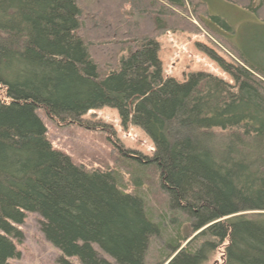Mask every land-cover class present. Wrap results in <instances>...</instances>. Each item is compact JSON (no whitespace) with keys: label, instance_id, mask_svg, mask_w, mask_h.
<instances>
[{"label":"trees","instance_id":"obj_1","mask_svg":"<svg viewBox=\"0 0 264 264\" xmlns=\"http://www.w3.org/2000/svg\"><path fill=\"white\" fill-rule=\"evenodd\" d=\"M226 1L264 28V0ZM206 7L202 0H0V264L18 258L12 240L20 241L16 226L28 213L41 219L59 264H110L94 246L115 264H145L160 227L142 199L122 192L112 173L53 150L37 115L92 131L83 117L104 108L152 142L149 158L119 153L154 168L168 209L189 225L158 264H207L219 249L214 264H264V66L227 40L223 32L232 30ZM192 14L201 27L189 22ZM170 31L203 33L231 59L207 51L232 84L201 72L181 83L163 78L157 39Z\"/></svg>","mask_w":264,"mask_h":264},{"label":"rangeland","instance_id":"obj_2","mask_svg":"<svg viewBox=\"0 0 264 264\" xmlns=\"http://www.w3.org/2000/svg\"><path fill=\"white\" fill-rule=\"evenodd\" d=\"M202 1L207 6L205 8L207 16L219 18L232 30V34L223 32L227 40L255 64L264 66L261 57L264 50V28L258 24L259 21L247 11L226 0ZM195 4L196 2L193 5ZM186 11L191 13L192 7L187 6ZM202 13L200 12L198 17L203 18L205 23L218 26ZM187 19L194 27H201L193 14ZM166 33L157 39L163 78H172L181 83L188 74L201 72L232 84L230 78L207 56V51L227 63H230L231 59L214 47L203 33L180 31H170L167 35ZM37 115L46 128V137L53 150L67 156L76 166L112 173L122 192L142 199L145 214L151 222L160 227V234L149 240L144 262L158 264L163 261L164 255L170 253L169 245L166 244L188 234L190 228L184 216L168 209L154 168L138 166L119 153L121 151L135 158L138 155L151 157L153 144L148 137L136 127L123 128L117 112L107 108L92 111L83 117L84 124L96 126L92 131L76 125H58L40 110L37 111ZM173 217L176 222H171ZM40 223L41 219L36 214L25 215L23 223L16 226L21 233L20 241L11 239L19 256L6 264H59L62 256L44 239L40 231ZM185 245L186 243L182 247ZM93 248L110 264H115L95 246ZM221 251L222 249H219L207 264L220 262ZM68 261L79 264L76 259H68Z\"/></svg>","mask_w":264,"mask_h":264},{"label":"crops","instance_id":"obj_3","mask_svg":"<svg viewBox=\"0 0 264 264\" xmlns=\"http://www.w3.org/2000/svg\"><path fill=\"white\" fill-rule=\"evenodd\" d=\"M158 43V42H157ZM158 58H159V53H158ZM160 62H161V59L159 58Z\"/></svg>","mask_w":264,"mask_h":264},{"label":"water","instance_id":"obj_4","mask_svg":"<svg viewBox=\"0 0 264 264\" xmlns=\"http://www.w3.org/2000/svg\"><path fill=\"white\" fill-rule=\"evenodd\" d=\"M189 241H190V240H189ZM189 241H187L186 244H187Z\"/></svg>","mask_w":264,"mask_h":264},{"label":"built area","instance_id":"obj_5","mask_svg":"<svg viewBox=\"0 0 264 264\" xmlns=\"http://www.w3.org/2000/svg\"><path fill=\"white\" fill-rule=\"evenodd\" d=\"M167 34H169V33H167ZM167 34H166V35H167Z\"/></svg>","mask_w":264,"mask_h":264}]
</instances>
